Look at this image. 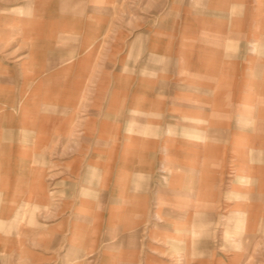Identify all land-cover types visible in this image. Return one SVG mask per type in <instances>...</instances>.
Listing matches in <instances>:
<instances>
[{
    "label": "crops",
    "instance_id": "crops-1",
    "mask_svg": "<svg viewBox=\"0 0 264 264\" xmlns=\"http://www.w3.org/2000/svg\"><path fill=\"white\" fill-rule=\"evenodd\" d=\"M240 1L198 0L204 34L225 17L226 3L239 14ZM159 3L170 11L175 0H35L17 7L23 15L0 11V51L8 52L0 54V264H78L79 244L89 254L99 242L117 243L121 264H264L260 196L235 204L243 218L228 215L220 235L210 231L207 86L201 75L173 78L174 22L163 17L157 30L142 22L158 15ZM22 45L26 53L8 58ZM235 56L232 130L242 147L258 122L244 90L252 58L244 68L237 49ZM175 90L186 104L176 103ZM195 131L204 144L191 138ZM257 144L236 151L241 175L264 162V139Z\"/></svg>",
    "mask_w": 264,
    "mask_h": 264
},
{
    "label": "rangeland",
    "instance_id": "rangeland-1",
    "mask_svg": "<svg viewBox=\"0 0 264 264\" xmlns=\"http://www.w3.org/2000/svg\"><path fill=\"white\" fill-rule=\"evenodd\" d=\"M34 1L0 0V11L7 12L11 11L8 9L12 8L18 14L23 15V12L20 11L21 8L17 7H21L24 4L33 7ZM235 5V3H226L225 17L221 20L216 19L214 23H211V31L208 35L204 34L203 28L199 25V16L195 14L198 13V0H193L192 2L191 0H175L174 6L173 4H170L171 7L169 6L170 8L173 7L170 11L167 10V3H159L158 15L152 18L151 21L147 18L142 21L143 25H152L157 30L163 24L165 17L168 16L172 19L175 24L173 47L176 59L173 78L183 81L184 78L186 79L196 74L201 75L202 82H206V166L207 176L210 180L208 182L206 201L207 203H212L213 206L211 213L214 214L215 218L210 231L214 236L221 234V228L230 225L232 217L228 215L232 214L234 218V215L239 213V219L243 218L241 211H233L235 204H238L241 209L253 203L254 198L258 196L263 198L264 201V175H262L264 162H258L256 159L249 165L250 169L244 175L236 171V166L242 165V162L237 163L238 160L236 161L238 158L236 151L238 149L246 151L250 145L251 150H260L257 143L264 139V129L262 127L264 122V19H262L264 17V0H246L238 3L239 14L246 15L249 13L248 18H240L241 24L237 20L235 21L237 16H241L237 13L238 10L236 8L238 9V7ZM244 8L246 9L245 11ZM258 10L263 11L261 19L257 17L254 19L250 18V15H259ZM132 28H135L134 25ZM206 38L210 40L211 47L206 48L204 46L203 41ZM14 42L13 48L17 46L16 39ZM145 44L146 42H144V46ZM23 47L22 45L15 51H9L8 58L17 59L22 56L28 51V47ZM236 49L243 55V62L240 64L244 68L246 59L248 61L252 58V64H249V69H245L246 72L243 71V74L245 73L244 79L246 78L244 90L251 99L250 109L253 111V119L258 122V131H254L248 145L246 144L242 147L236 146L234 131L232 130L235 91L239 75L237 70L238 60L235 56ZM7 53L6 49L0 51L3 56H6ZM199 65H201V68ZM199 69L200 73L198 72ZM250 82L254 84L252 88L250 87ZM175 93L176 103H187L188 100L184 91L178 92L175 90ZM192 123L198 125L196 121ZM171 132L173 134L176 133L173 130ZM195 133L191 134V138L197 142L201 140L202 144H204V135L202 136L201 134L200 136L197 131ZM231 156L236 162L231 163ZM150 226V223L149 227L144 226L145 235L149 233ZM239 226V234L243 236V234H246L244 222L239 223ZM103 229V227H99L98 230L96 228V233H103ZM118 229L111 228V230ZM82 230H86V228H80L81 233L83 232ZM157 230H154V232L150 231V236L156 234ZM227 239L231 240V237ZM144 242L146 244L145 253L149 255L150 241L149 239H144ZM79 245L80 258L78 264H104L106 254L114 256V258L108 260V264H121L117 243H96L95 252L89 254L85 249L86 244L80 243ZM110 248H112V251L108 250ZM240 251L246 252L247 250L242 247ZM217 254H219L218 251ZM149 260V258L144 260V264L149 263ZM255 261V259L251 258V262L255 263ZM141 262V259L137 260L138 264H141ZM196 263L197 261H192V264Z\"/></svg>",
    "mask_w": 264,
    "mask_h": 264
},
{
    "label": "bare ground",
    "instance_id": "bare-ground-1",
    "mask_svg": "<svg viewBox=\"0 0 264 264\" xmlns=\"http://www.w3.org/2000/svg\"><path fill=\"white\" fill-rule=\"evenodd\" d=\"M172 229V228H171Z\"/></svg>",
    "mask_w": 264,
    "mask_h": 264
}]
</instances>
